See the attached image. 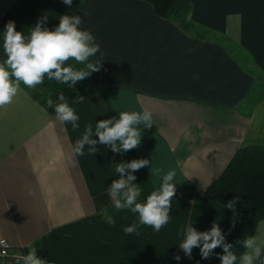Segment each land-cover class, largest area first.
<instances>
[{"label":"crops","instance_id":"crops-1","mask_svg":"<svg viewBox=\"0 0 264 264\" xmlns=\"http://www.w3.org/2000/svg\"><path fill=\"white\" fill-rule=\"evenodd\" d=\"M188 1L203 37L143 0H0V29L13 20L27 33L38 18L53 28L60 15L79 14L80 27L100 45L89 57L98 67L78 79L86 87L69 102L79 128L60 122L21 85L0 106V240L11 252L27 255L35 247L48 264H220L221 246L207 258L199 246L191 258L184 254L185 223L198 231L217 223L238 257L250 235L264 246V220L256 213L204 194L237 149L264 146V0ZM65 63L84 67L72 58ZM143 109L152 125L139 126L137 146L114 153L97 144L91 153L86 145L84 155L68 159L86 125ZM139 158L151 164L125 175L134 171L141 201L160 181L151 167L175 170L176 192L170 220L158 232L140 225L138 234H126L138 214L115 208V223H107L106 209L114 206L108 187L118 178L117 163Z\"/></svg>","mask_w":264,"mask_h":264},{"label":"clouds","instance_id":"clouds-1","mask_svg":"<svg viewBox=\"0 0 264 264\" xmlns=\"http://www.w3.org/2000/svg\"><path fill=\"white\" fill-rule=\"evenodd\" d=\"M66 5H72L73 0H63ZM82 16L79 14H62L59 22L53 28L45 26L46 17L38 18L27 33L17 30L15 22L8 20L0 29V48L4 58L0 60V106L10 103L21 84L29 88L41 85L47 78L59 83L68 82L74 86L78 79L89 74V70H95L98 64L89 57H94L100 45L95 42V37L87 28H82ZM70 58L84 64L82 68L65 63ZM59 102L51 98L47 100L50 108L54 109L56 118L60 122H70L73 129L80 127L79 114L70 105L69 101L60 93L57 96ZM152 125V114L148 109L141 111H119L118 117H108L96 120L95 127L86 125L85 130L71 146L68 159L73 156L84 155L87 151L95 153L94 145L101 144L111 148L114 153H123L134 148L141 142V127ZM93 133L95 134L94 138ZM148 158L132 159L128 162L117 163L114 170L118 178L113 179L108 187V194L116 209H129L138 214L137 222L125 226L123 231L137 233L140 225H150L154 231H159L170 220L171 198L176 192L175 170L161 173L159 168L152 169V175H159L158 186L144 198L139 199L141 187L134 183L136 176L134 171L145 165H150ZM232 201L228 207L233 206ZM104 220L114 224L111 215H104ZM184 236L179 241V247L184 254L191 258L193 246H199L201 258H207L217 246L223 248L220 256V264H264V246L258 243L254 235L243 240L244 251L238 257L232 246L225 242V235L217 223H213L207 231H198L191 223L183 225ZM173 259L179 260L177 253ZM17 264H48L45 259L36 255V248L32 247L27 255H21ZM51 264L55 262L51 261ZM197 264L199 262L197 261Z\"/></svg>","mask_w":264,"mask_h":264},{"label":"trees","instance_id":"trees-1","mask_svg":"<svg viewBox=\"0 0 264 264\" xmlns=\"http://www.w3.org/2000/svg\"><path fill=\"white\" fill-rule=\"evenodd\" d=\"M152 5L156 15L176 22L183 30L203 37L201 32L190 15L193 5L188 0H143ZM21 86L32 94L39 103L50 113L47 100L51 98L59 102L57 96L62 93L70 102L85 87L86 83L77 80L74 86L68 82L59 83L47 78L41 85L29 88ZM207 198L219 204L228 206L232 201V208L250 210L264 220V146L255 144L240 147L234 153L222 173L205 189ZM115 206L107 208L106 214L113 215Z\"/></svg>","mask_w":264,"mask_h":264},{"label":"built area","instance_id":"built-area-1","mask_svg":"<svg viewBox=\"0 0 264 264\" xmlns=\"http://www.w3.org/2000/svg\"><path fill=\"white\" fill-rule=\"evenodd\" d=\"M20 254L24 255L21 252H11L7 242L5 240H0V258H12L17 261Z\"/></svg>","mask_w":264,"mask_h":264}]
</instances>
